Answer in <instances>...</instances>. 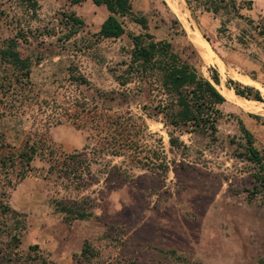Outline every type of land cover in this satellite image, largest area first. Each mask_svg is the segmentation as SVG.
I'll return each instance as SVG.
<instances>
[{
	"label": "rangeland",
	"instance_id": "obj_1",
	"mask_svg": "<svg viewBox=\"0 0 264 264\" xmlns=\"http://www.w3.org/2000/svg\"><path fill=\"white\" fill-rule=\"evenodd\" d=\"M37 1L34 12L0 0V264H264V205L248 192L255 168L240 130L241 121L264 154V114L228 101L217 132L174 128L172 97L129 71L138 23L120 18L125 34L106 39L104 6ZM179 1L191 28L204 27L213 61L214 51L226 61L217 89L235 72L264 99V0H237L242 18ZM132 6L210 78L213 63L200 61L168 0ZM72 16L83 25L68 37ZM27 143L38 150L30 167L19 157ZM77 210L93 217L75 219Z\"/></svg>",
	"mask_w": 264,
	"mask_h": 264
},
{
	"label": "trees",
	"instance_id": "obj_2",
	"mask_svg": "<svg viewBox=\"0 0 264 264\" xmlns=\"http://www.w3.org/2000/svg\"><path fill=\"white\" fill-rule=\"evenodd\" d=\"M30 10L36 12L38 9L37 0H23ZM96 6H104L109 16L101 27L99 34L106 39L120 38L125 34L120 18L131 17L138 23L143 33L132 35L133 48L131 51V63L129 71L137 75L141 84H147L149 78H155L153 85L158 90L170 95L172 101L168 103V109L165 113L169 124L174 128L188 126L191 124L202 130H209L211 134L217 132L218 121L221 118L219 106L226 102L225 97L215 85L220 84V78L217 71H212L211 80L206 78L200 70L189 60L183 59L177 54L173 45L169 41H157L155 37L148 32V22L144 17L137 16L133 11L132 0H91ZM78 3L80 0H72ZM189 9L192 10L193 4L202 7L203 12L217 15L222 12L233 14L242 18L240 15V6L237 0H185ZM70 26L69 36L78 33L83 22L78 17L72 16L68 24ZM8 61V56H5ZM8 62L16 64L19 69H27V61L18 58ZM157 75L159 77H157ZM127 83H122L125 86ZM227 87L234 90L235 94L247 100L264 102L262 94L254 87L244 86L239 82L229 80ZM251 118L260 119L259 116L250 114ZM100 121L101 117L98 118ZM129 124V123H128ZM240 130L246 141V158L254 166L253 189L248 191L249 195L258 198L264 205V154L255 147L252 134L240 121ZM170 144H179V139L170 135ZM127 140L123 139L119 143L122 154L126 147ZM38 150L35 145L30 147L27 143L24 151L19 155L20 159L25 161L26 167H30ZM61 212L70 214L72 211L66 206H61ZM75 219L86 220L93 217V213L77 210ZM85 249L88 245L85 244ZM38 246H34V249ZM173 253V252H172ZM175 254V252L173 253Z\"/></svg>",
	"mask_w": 264,
	"mask_h": 264
},
{
	"label": "bare ground",
	"instance_id": "obj_3",
	"mask_svg": "<svg viewBox=\"0 0 264 264\" xmlns=\"http://www.w3.org/2000/svg\"><path fill=\"white\" fill-rule=\"evenodd\" d=\"M172 10L175 14L180 18V20L188 27V33L190 40L195 45L197 50L199 51L200 55L207 63L213 62L212 51L207 43V41L203 38L202 34L199 32L198 29L194 30L191 28V24L188 21V12L184 8L183 3L179 0H168ZM216 57V56H215ZM231 78L238 80L244 84L252 85L256 84L253 80L246 76H241L238 73L230 72ZM221 94L232 104L240 107L241 109L249 112V113H261L264 114V109L261 102L247 100L245 98L239 97L235 94L234 91L227 89L224 87V90L220 91Z\"/></svg>",
	"mask_w": 264,
	"mask_h": 264
},
{
	"label": "crops",
	"instance_id": "obj_4",
	"mask_svg": "<svg viewBox=\"0 0 264 264\" xmlns=\"http://www.w3.org/2000/svg\"><path fill=\"white\" fill-rule=\"evenodd\" d=\"M194 27H197L200 31H201V33H202V35H203V38L208 42V43H210L211 44V41H210V39H209V37L205 34L206 32H205V29H204V27L202 26V24L200 25L199 24V26H194ZM191 41V40H190ZM191 43H192V41H191ZM193 44V43H192ZM193 46L195 47V45L193 44ZM212 46V45H211ZM213 48V47H212ZM195 49H196V47H195ZM196 51H197V54H198V56L200 57V61L203 63L205 60L203 59V57L200 55V53H199V51L196 49ZM213 51H214V49H213ZM214 53H215V55H216V59H214V61L211 63L212 64V68H214L215 69V71H217L218 72V74H219V78H220V84L219 85H222L221 84V76H220V70H222V71H224V72H227V64H226V61L223 59V58H221L215 51H214ZM218 60H220L221 61V64L218 62ZM205 63H207L206 61H205ZM207 64H210V63H207ZM209 69H211V66L209 67ZM200 72L202 73V71L200 70ZM203 74V73H202ZM204 75V74H203ZM205 76V75H204ZM206 77V76H205ZM228 77H229V79L227 80V82L229 81V80H233V79H231L230 78V76L228 75ZM207 78V77H206ZM209 80H211V76H210V78H208ZM212 81V80H211ZM233 81H235V80H233ZM235 82H238V81H235ZM240 83V82H239ZM227 84V83H226ZM240 84H242V83H240ZM219 85H215L216 87H218ZM242 85H244V84H242ZM244 86H250L251 87V85H244ZM228 88V87H227ZM229 89V88H228ZM234 91V90H233ZM226 99V98H225ZM226 102H228V100L226 99Z\"/></svg>",
	"mask_w": 264,
	"mask_h": 264
}]
</instances>
